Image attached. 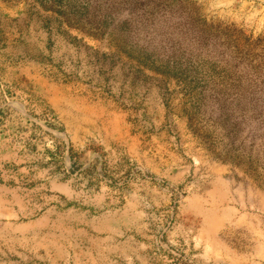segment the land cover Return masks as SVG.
I'll return each mask as SVG.
<instances>
[{"label":"rangeland","instance_id":"1","mask_svg":"<svg viewBox=\"0 0 264 264\" xmlns=\"http://www.w3.org/2000/svg\"><path fill=\"white\" fill-rule=\"evenodd\" d=\"M0 264H264V0H0Z\"/></svg>","mask_w":264,"mask_h":264}]
</instances>
